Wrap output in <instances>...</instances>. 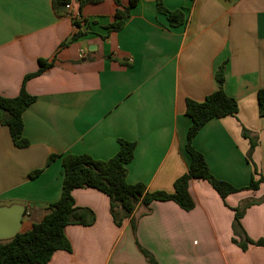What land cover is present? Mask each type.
<instances>
[{"label":"crops","instance_id":"obj_1","mask_svg":"<svg viewBox=\"0 0 264 264\" xmlns=\"http://www.w3.org/2000/svg\"><path fill=\"white\" fill-rule=\"evenodd\" d=\"M162 1L169 11H183L186 23L173 28L156 0H140L123 29L103 38L115 20L114 0L82 10L72 0L64 16L55 14L52 0H0V96H18L24 78L41 69L40 60L53 63L26 83L36 97L23 114L29 146L17 148L0 123V206L21 204L30 212L22 233L61 198L63 156L107 161L117 154L120 139L136 144L127 182L173 193L191 164L186 101L203 102L215 92L221 66L225 92L239 111L210 120L193 145L211 173L236 188L263 175L264 117L257 93L264 89V0ZM121 3L127 7L129 0ZM73 20H87V35L61 47L78 31ZM244 128L258 138L252 161ZM52 154L59 158L47 167ZM37 170L42 172L31 177ZM189 191L193 210L155 201L149 208L139 205L119 227L107 195L74 190L76 205L91 209L96 221L68 226L71 252L57 251L47 264H152L139 246L156 264H264V247L243 251L233 243L232 227L234 209L262 199L264 183L225 201L203 180H191ZM241 224L251 239H264V202L249 207Z\"/></svg>","mask_w":264,"mask_h":264},{"label":"trees","instance_id":"obj_2","mask_svg":"<svg viewBox=\"0 0 264 264\" xmlns=\"http://www.w3.org/2000/svg\"><path fill=\"white\" fill-rule=\"evenodd\" d=\"M80 10L90 4H99L104 0H77ZM117 10L115 20L106 27L107 38L111 33L123 29L131 11L137 7L140 0H129L127 7H122L121 0H114ZM72 0H52L55 14L64 16L67 5ZM157 10L165 15L171 27L176 28L186 23L187 18L183 11H169L162 0H156ZM84 23L88 24L87 20ZM83 22L73 20V24L78 31L71 39L61 47H66L71 43L87 35L83 31ZM89 25V24H88ZM41 69L34 74L24 78L18 96L5 98L0 96V123L9 128L13 143L17 148H26L29 141L24 136V112L36 101V97L26 90L28 80L41 75L46 69L51 68L53 63L40 60ZM218 89L206 97L203 102H196L191 99L186 101V115L191 119V126L187 134L186 151L191 158L189 171L178 178L174 183V192H149L143 184H129L127 182V165L134 159L136 144L127 140H119V150L110 160L102 161L92 158L90 155L63 156L62 165L64 169L63 189L61 198L48 207V214L44 219L33 225L32 229L26 233L18 234L10 241L0 242V264H47L57 251L71 252V244L65 234V229L70 225L91 226L96 221L95 213L89 208H82L76 205L73 191L76 189H96L109 197L110 212L117 226H121L124 220L129 219L139 205L147 208L155 202L172 201L185 211L195 208V201L189 191L191 180H203L225 199L243 190L257 191L264 183V173L259 179L252 177L251 182L244 188H236L228 182L216 178L210 171L203 153L198 151L193 140L199 131L212 119L235 116L239 111L236 99L229 96L224 89L225 75L224 67L221 66L216 73ZM259 113L264 117V89L257 93ZM243 136L250 141L248 160L252 161L253 152L257 146L258 138L247 129H243ZM59 156L52 154L48 157L46 166L51 165ZM42 172L37 170L31 174L36 177ZM257 171H255L256 175ZM264 202V197L260 200H247L234 209L233 243L243 251L248 250L250 245L264 247V239L253 240L242 227L246 210ZM133 228L135 224L133 222ZM142 253L152 263L156 261L151 253L140 247Z\"/></svg>","mask_w":264,"mask_h":264},{"label":"water","instance_id":"obj_3","mask_svg":"<svg viewBox=\"0 0 264 264\" xmlns=\"http://www.w3.org/2000/svg\"><path fill=\"white\" fill-rule=\"evenodd\" d=\"M25 212L26 208L21 204L0 206V242L10 241L18 234H22Z\"/></svg>","mask_w":264,"mask_h":264},{"label":"built area","instance_id":"obj_4","mask_svg":"<svg viewBox=\"0 0 264 264\" xmlns=\"http://www.w3.org/2000/svg\"><path fill=\"white\" fill-rule=\"evenodd\" d=\"M72 7H73L72 4H69V5L66 6V9L71 12ZM71 17H73L75 19L79 18L78 16L74 17L72 14H71ZM83 56H84V52L81 53V57H83ZM29 215H30L29 211L25 212V216H29Z\"/></svg>","mask_w":264,"mask_h":264},{"label":"rangeland","instance_id":"obj_5","mask_svg":"<svg viewBox=\"0 0 264 264\" xmlns=\"http://www.w3.org/2000/svg\"><path fill=\"white\" fill-rule=\"evenodd\" d=\"M29 221H30V219L25 218L24 221H23V223L26 224V223L29 222Z\"/></svg>","mask_w":264,"mask_h":264}]
</instances>
